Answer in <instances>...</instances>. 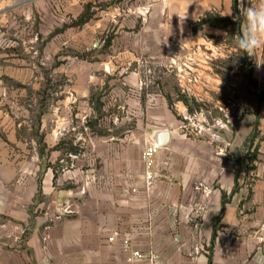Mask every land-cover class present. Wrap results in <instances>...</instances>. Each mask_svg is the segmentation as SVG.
Returning <instances> with one entry per match:
<instances>
[{
    "label": "crops",
    "instance_id": "crops-1",
    "mask_svg": "<svg viewBox=\"0 0 264 264\" xmlns=\"http://www.w3.org/2000/svg\"><path fill=\"white\" fill-rule=\"evenodd\" d=\"M237 4L0 0V264H127V235L155 264H264V167L231 156L250 95L234 114L228 28L198 26L240 15L242 34ZM246 55L264 80V49ZM197 105L224 112L215 138Z\"/></svg>",
    "mask_w": 264,
    "mask_h": 264
},
{
    "label": "rangeland",
    "instance_id": "rangeland-1",
    "mask_svg": "<svg viewBox=\"0 0 264 264\" xmlns=\"http://www.w3.org/2000/svg\"><path fill=\"white\" fill-rule=\"evenodd\" d=\"M241 25L242 17L240 15L232 23H219V26L228 28L230 39L228 43L235 48V53L232 58L220 62V68L222 70H219V72L223 87H232L236 90L234 106L231 109L234 114H237L238 110L237 105L240 99L238 93L241 95L242 91H245V96L249 93L250 114L252 118H255L256 126L243 148H236L231 153V156L236 162L241 163L242 166L248 168L264 167V80L256 78L253 63L249 62L246 54L237 47L236 37L241 34ZM194 107L197 108H195V111H189L187 117L192 116L194 122L188 121V124H190V127L192 123L196 125L194 126L197 129L195 132L200 133L205 129L211 132L214 131L215 133H212V136H214L218 135V132L221 133L223 131V125L220 121L224 118V112L210 110L205 106H202L203 109H199L198 105ZM182 121L183 123L187 122ZM200 122L203 123L202 127L197 126Z\"/></svg>",
    "mask_w": 264,
    "mask_h": 264
},
{
    "label": "clouds",
    "instance_id": "clouds-1",
    "mask_svg": "<svg viewBox=\"0 0 264 264\" xmlns=\"http://www.w3.org/2000/svg\"><path fill=\"white\" fill-rule=\"evenodd\" d=\"M168 2H174V0H168ZM187 11L180 15L176 13L183 23L186 18ZM244 28L242 34L236 37L237 47L244 53H254L259 49H264V0H255V3L251 0V6L243 8ZM169 35L171 34V26L168 21ZM168 35V36H169ZM167 36V38H168ZM166 39L160 40L166 43ZM208 217H204L207 220Z\"/></svg>",
    "mask_w": 264,
    "mask_h": 264
},
{
    "label": "built area",
    "instance_id": "built-area-1",
    "mask_svg": "<svg viewBox=\"0 0 264 264\" xmlns=\"http://www.w3.org/2000/svg\"><path fill=\"white\" fill-rule=\"evenodd\" d=\"M159 146L157 144H153L151 146H147L143 152V161L146 166V181L148 184H152V181L154 180V175L152 172L153 166H154V156L156 152L158 151ZM121 234L119 232H115L108 241L110 243H113L117 240V237ZM124 249L126 251V263L127 264H155L159 257L154 254H145L139 249L135 248V246L132 243V240L130 237L125 236L123 241Z\"/></svg>",
    "mask_w": 264,
    "mask_h": 264
},
{
    "label": "trees",
    "instance_id": "trees-1",
    "mask_svg": "<svg viewBox=\"0 0 264 264\" xmlns=\"http://www.w3.org/2000/svg\"><path fill=\"white\" fill-rule=\"evenodd\" d=\"M234 11L236 12V15H237L238 14L237 0H234ZM219 23L229 24V23H231V21L229 19H222L219 17H213V16L208 14V15H206V17H204L203 19L200 20V22L198 23V26H201L204 24H216V25H218ZM246 57H247V55H246Z\"/></svg>",
    "mask_w": 264,
    "mask_h": 264
},
{
    "label": "water",
    "instance_id": "water-1",
    "mask_svg": "<svg viewBox=\"0 0 264 264\" xmlns=\"http://www.w3.org/2000/svg\"><path fill=\"white\" fill-rule=\"evenodd\" d=\"M165 135V134H164ZM166 136V135H165Z\"/></svg>",
    "mask_w": 264,
    "mask_h": 264
}]
</instances>
